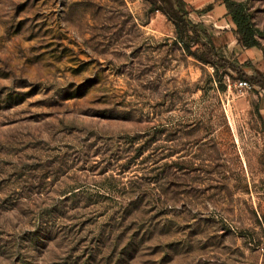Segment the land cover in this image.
<instances>
[{"label":"rangeland","instance_id":"1","mask_svg":"<svg viewBox=\"0 0 264 264\" xmlns=\"http://www.w3.org/2000/svg\"><path fill=\"white\" fill-rule=\"evenodd\" d=\"M165 1L0 0V264H264V92L186 53ZM184 1L264 74V0H235L262 50Z\"/></svg>","mask_w":264,"mask_h":264},{"label":"trees","instance_id":"2","mask_svg":"<svg viewBox=\"0 0 264 264\" xmlns=\"http://www.w3.org/2000/svg\"><path fill=\"white\" fill-rule=\"evenodd\" d=\"M221 1L226 9L223 15V24L227 30L231 31L237 45L241 49L262 50L258 30L253 24L246 4L235 0ZM165 4L166 8L159 7L157 9L161 10L173 23L176 40L186 53L210 64L216 72L222 69L226 74L233 76V71H236L239 79L249 82L255 91L263 90L264 92L263 72L254 69V72L248 73L246 68L251 67L248 63L240 64L236 59H231L230 52L226 48H214L207 30L188 19L189 12L184 0H167ZM198 45L202 48H197Z\"/></svg>","mask_w":264,"mask_h":264},{"label":"built area","instance_id":"3","mask_svg":"<svg viewBox=\"0 0 264 264\" xmlns=\"http://www.w3.org/2000/svg\"><path fill=\"white\" fill-rule=\"evenodd\" d=\"M239 88H243V89H246L249 87V82H247L246 80H239L237 82Z\"/></svg>","mask_w":264,"mask_h":264}]
</instances>
